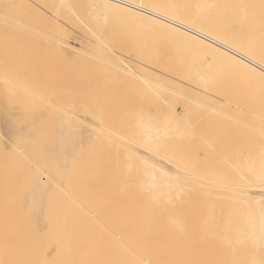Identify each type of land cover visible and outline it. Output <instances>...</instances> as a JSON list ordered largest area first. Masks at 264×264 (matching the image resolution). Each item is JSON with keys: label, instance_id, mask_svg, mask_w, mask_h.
<instances>
[{"label": "bare ground", "instance_id": "1", "mask_svg": "<svg viewBox=\"0 0 264 264\" xmlns=\"http://www.w3.org/2000/svg\"><path fill=\"white\" fill-rule=\"evenodd\" d=\"M260 1L0 0V264H264V146L228 176L190 117L264 129Z\"/></svg>", "mask_w": 264, "mask_h": 264}, {"label": "rangeland", "instance_id": "2", "mask_svg": "<svg viewBox=\"0 0 264 264\" xmlns=\"http://www.w3.org/2000/svg\"><path fill=\"white\" fill-rule=\"evenodd\" d=\"M228 3H230V1L232 2L233 0H226ZM255 1V0H254ZM262 1H263V3H262ZM225 3V2H224ZM259 3H261V4H263L264 5V0H261ZM13 9V11H15V9H14V7L13 6H11ZM2 8H4V9H2ZM1 12L3 13V15H4V17H5V15L7 14L6 13V11L8 10L9 11V13L11 12V8L9 9V8H7V9H5V7H1ZM5 11V13L6 14H4V11ZM7 11V12H8ZM13 11L11 12V14L13 13ZM2 13L0 14V15H2ZM195 14V13H194ZM14 15H16V13L14 12L13 13V15H12V19L11 18H8L10 21L11 20H13L14 18L13 17H16V16H14ZM10 17V14H7V17ZM26 17L28 18V16L26 15ZM25 17V18H26ZM0 18H3V16H0ZM5 19H6V17H5ZM17 19V18H16ZM31 19V18H30ZM229 19V18H228ZM227 19V20H228ZM235 21H236V19L237 18H233ZM249 19H250V17H249ZM7 20V19H6ZM230 20H231V18H230ZM233 20V21H234ZM229 21V20H228ZM248 21H250V20H248ZM252 21H253V19H252ZM230 23H231V21H230ZM229 23V24H230ZM234 23V22H233ZM232 23V25H234ZM240 23H242V22H240ZM245 24V23H244ZM243 24V25H244ZM231 25V24H230ZM237 26V25H236ZM239 26H241V25H239ZM239 26H237V27H235L234 29L233 28H231L230 27V29H232L233 31L234 30H236L237 28H242V27H244V26H242V27H239ZM233 27V26H232ZM226 29V28H225ZM229 29V28H228ZM227 29V30H228ZM9 30V29H8ZM231 30V31H232ZM237 31H239V30H237ZM243 32V31H242ZM198 107H200V106H192V109H191V112H190V117H191V120L192 121H196L197 119L199 120L201 117V119H204V121H206L205 123H204V125H205V128H204V131H206V132H204L207 136L206 137H208L209 136V138H207L208 140L206 141V148H207V151H208V153H212V156H214V155H218V157H219V160L220 161H216V165H219L220 164V167L222 168V170H221V172L223 173V172H225L226 173V175H228V176H232L233 174L234 175H236V176H238L239 175V173H240V171H244L245 172V170H232L230 167L232 166H238V167H243L244 165H246V164H252L251 162V160L252 159H254L253 160V166H257V164H258V166H259V164L260 163H262L261 161H260V163L258 162L257 163V160H258V158H259V155H254L253 153H254V151H256V149H259L260 147H262V146H264V135H261V134H264V129L262 130H258V129H253V127L252 128H250L252 125H247V124H251L250 122H251V120L252 121H254L253 119H251V117L249 116V114H244V115H242L241 117H240V120L241 121H243L244 119V121L243 122H241V121H239V118H238V120H234V121H227L226 120V118H224V119H222V118H220L221 117V115L219 116L218 114H216V113H214V114H210V113H208L209 112V110L207 109H205L204 108V110H203V107H201V108H198ZM262 107H264V105L262 106ZM198 108V109H197ZM196 109V110H195ZM200 110H202L201 112H200ZM193 111V112H192ZM199 111V112H198ZM197 114H196V113ZM199 113H203V114H199ZM212 113V112H211ZM207 115V116H204V115ZM216 115H217V117H216ZM198 116H201V117H199L198 118ZM223 116H224V114H223ZM222 116V117H223ZM197 117V118H196ZM225 117V116H224ZM196 119V120H195ZM220 119V120H219ZM209 120V121H208ZM226 121V122H225ZM237 121H239L240 123H236ZM224 122V123H223ZM235 122V123H234ZM242 123V124H241ZM217 124V125H216ZM246 124V125H245ZM225 125H226V127H225ZM236 125V126H235ZM244 126H246V128H244ZM248 126V127H247ZM250 126V127H249ZM223 127H225V128H223ZM229 129H228V128ZM230 127H231V129H230ZM213 128V129H212ZM227 128V129H226ZM231 132V133H229V131ZM233 130V131H232ZM249 130V131H248ZM196 131L198 132L199 130H197L196 129ZM261 131V132H260ZM262 131H263V133H262ZM224 132V133H223ZM236 132V133H235ZM209 133V134H208ZM220 133H222V134H220ZM213 136H212V135ZM226 134V135H225ZM237 134L238 135H241V137H240V139H239V141H237L238 140V138H236V137H238L237 136ZM0 135H2V133L0 134ZM211 135V136H210ZM229 135V136H228ZM252 135V136H251ZM3 137H4V135H2ZM223 136V137H222ZM261 136V137H260ZM2 137V138H3ZM221 137V138H220ZM232 137V138H231ZM247 137H249V138H247ZM1 139V138H0ZM213 141H212V140ZM217 139V140H216ZM219 139H220V141H219ZM253 139H255V140H253ZM211 141V142H210ZM233 141V142H232ZM241 141V142H240ZM257 141V142H256ZM218 144H217V143ZM220 142V143H219ZM1 143V142H0ZM222 143V144H221ZM261 143V144H260ZM210 144V145H209ZM211 145H213V146H211ZM216 145V146H215ZM262 145V146H261ZM0 148H2V145L0 144ZM215 146V149H216V151H219V152H217L216 153V151L213 149V147ZM246 146V147H245ZM211 149H210V148ZM223 147L225 148V149H223ZM253 147V148H252ZM218 148H219V150H218ZM227 148H228V150H227ZM254 149V150H253ZM235 150V151H234ZM248 150V151H247ZM2 151H4V150H2ZM214 152L216 153V154H214ZM5 153V154H4ZM2 152L1 153V155H0V158L2 159H0L1 160V163L3 164L2 165V167L3 168H0V170L2 169L3 171H4V169L6 170V176H5V179H4V181H2L1 182V185H0V199H2V202H4L3 204H5V209H6V207L7 208H9L8 210L6 209V211H8V212H6V213H4V206L3 207H1L0 208V210L3 212H1L0 214H2L3 215V218L1 217L2 215H0V230H2V227H4L3 228V230L2 231H0V238H4V240H2V241H4L5 242V240H6V243L4 244V242H2V241H0V248H5V246H7L6 248H8L9 249V251H8V249L7 250H3V251H6V253L5 252H2V250L0 249V253L2 252V254L3 255H10V258H9V260H12V257H14L13 256V252H12V256H11V251H14V254H15V256H16V253H17V250H18V252H19V249L20 248H26V241H25V239L24 238H22V234L23 233H20V230H21V228H22V224H24L25 222H23V223H21L23 220H21V222H18V216L20 215V218H21V214L22 213H20L19 212V210H18V208H15L14 209V211H15V213H14V211L12 210L14 207H11L10 208V204H12L11 206H13V204H17V205H19L21 202L20 201H22V200H24V199H22V197L20 196L21 194H23L24 195V192L22 193V188H23V185H21V183H20V180H19V178H18V176H17V171H15V170H13V168H14V166H15V164H17V162L16 161H18V159L16 160V155L14 156V158H12V160H11V156H13V155H11L10 154V152H9V150L8 151H6V152ZM9 153V154H8ZM210 153V154H211ZM221 155L223 156L224 155V158L223 157H221ZM225 155H227V156H225ZM228 155L230 156L229 157V159H228ZM212 156H209V160L207 159V165L210 167L211 166V164H212V162H209V161H212V159L214 158H210V157H212ZM233 156H234V158H237V160H232V158H233ZM261 156V155H260ZM229 160H227V162H225L224 161V159H226V158ZM232 157V158H231ZM250 157H251V159H250ZM262 158H263V156H262ZM4 159V160H3ZM15 159V160H14ZM211 159V160H210ZM249 159V160H248ZM259 159H261V157L259 158ZM14 160V161H13ZM238 160H240L239 162L240 163H238L237 161ZM246 160V161H245ZM10 161V162H9ZM229 162H230V164H229ZM245 162H247V163H245ZM12 163V164H11ZM238 163V164H237ZM224 164V165H223ZM233 164V165H232ZM7 165V167H5ZM12 165V166H11ZM264 164H262V165H260V166H263ZM257 166V167H258ZM259 166V167H260ZM13 167V168H12ZM258 167V168H259ZM264 167V166H263ZM262 169V168H261ZM1 170V171H2ZM263 170H264V168H263ZM12 172H14V173H12ZM237 172H238V175H237ZM12 173V174H11ZM225 173H223V174H225ZM13 177V178H12ZM10 178H12V179H10ZM17 179V180H16ZM19 182V183H18ZM12 183V184H11ZM22 186V187H21ZM18 190V192H17V190ZM24 191V190H23ZM10 193H12V195L10 194ZM2 194V195H1ZM14 194H16V195H14ZM9 195H11L12 196V198L9 196ZM22 195V196H23ZM14 196H15V199H16V197H17V199H16V201H17V203H15L16 201L15 200H13V198H14ZM11 198L12 199V201H13V203H12V201L10 200H6V199H8V198ZM21 197V198H20ZM9 198V199H10ZM23 198H24V196H23ZM5 199V200H4ZM20 199V200H19ZM22 199V200H21ZM4 200V201H3ZM5 201H7V202H5ZM18 201H19V203H18ZM6 204H7V206H6ZM11 210V211H10ZM8 213V214H7ZM13 213V214H12ZM18 213H20V214H18ZM7 214V215H6ZM9 214H11V215H9ZM6 215V216H5ZM23 215V214H22ZM20 221V220H19ZM25 221V220H24ZM18 223L20 224L21 223V228L20 227H18V229L19 230H17L16 228H17V226H18ZM15 224V226H13ZM13 226V227H12ZM14 229H16V231H14ZM12 232V233H11ZM14 232V233H13ZM16 232H18V233H20V235L18 234V233H16ZM22 232V231H21ZM4 233V234H3ZM16 233V234H15ZM4 235V237H2ZM11 235H13L12 237H11ZM19 235V236H18ZM15 237H16V239H15ZM22 238V239H21ZM1 240V239H0ZM15 240V241H14ZM19 241H21V242H24V243H19ZM8 242V243H7ZM10 242V243H9ZM14 242V243H13ZM25 244V245H24ZM1 245H2V247H1ZM9 245V246H8ZM14 245V248L12 247ZM17 245H18V247H19V249H17ZM21 245H23L24 247H22ZM21 246V247H20ZM12 249H10V248ZM16 250V251H15ZM10 254H9V253ZM8 253V254H7ZM18 256H19V254H17ZM18 256H16L15 258H16V260H13L14 262H16L17 261V259H18ZM14 258V259H15ZM11 262V261H10Z\"/></svg>", "mask_w": 264, "mask_h": 264}]
</instances>
